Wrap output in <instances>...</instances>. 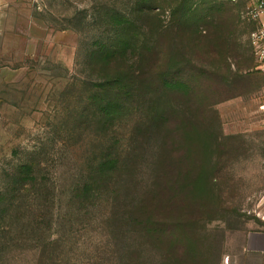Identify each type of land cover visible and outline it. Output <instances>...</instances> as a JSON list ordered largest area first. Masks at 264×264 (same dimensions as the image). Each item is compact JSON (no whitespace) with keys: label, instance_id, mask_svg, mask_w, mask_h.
<instances>
[{"label":"rangeland","instance_id":"rangeland-1","mask_svg":"<svg viewBox=\"0 0 264 264\" xmlns=\"http://www.w3.org/2000/svg\"><path fill=\"white\" fill-rule=\"evenodd\" d=\"M247 11L242 0H0V166L45 144L60 191L70 185L78 167L72 155L93 150L100 131L95 51L112 44L127 20L130 34L156 45L162 122L146 123L145 139L148 154L157 144L160 164L170 168L159 215L147 220L165 232L159 256L145 235V259L245 264L244 235L264 230V58ZM228 63L238 76L226 78ZM171 67L176 88L160 81ZM126 132L120 126L111 134L124 143ZM83 224L62 243L73 237L72 250L82 256L102 230L98 221ZM2 260L33 264L34 256L14 251Z\"/></svg>","mask_w":264,"mask_h":264},{"label":"trees","instance_id":"trees-1","mask_svg":"<svg viewBox=\"0 0 264 264\" xmlns=\"http://www.w3.org/2000/svg\"><path fill=\"white\" fill-rule=\"evenodd\" d=\"M131 26L121 20L112 44L95 51L101 92L95 119L100 131L93 150L72 155L78 167L70 185L60 191L58 172L49 170L53 157L44 150L45 144L33 145L23 158L0 166V264H6L2 258L14 251H31L33 264H157V243L165 232L153 223L159 215V199L166 195L170 168L160 164L163 157L157 152V144L151 145L156 151L148 154L145 139L146 123L157 128L162 122L155 97L157 62L151 59L156 45L144 43L137 33L130 34L134 29ZM173 67L168 77L160 80L165 87L180 83ZM226 67V78L238 76L231 64ZM150 72L152 79H148ZM147 80L151 86H145ZM147 88L152 95L149 119L143 115ZM109 94L114 99L106 96ZM120 126L127 130L124 143L112 135ZM61 196L66 197L64 202ZM92 221H98L102 230L99 238L89 239V253L76 254L73 237H68L70 243L63 246L76 224L84 226ZM145 235L158 254L151 261L144 255Z\"/></svg>","mask_w":264,"mask_h":264},{"label":"crops","instance_id":"crops-1","mask_svg":"<svg viewBox=\"0 0 264 264\" xmlns=\"http://www.w3.org/2000/svg\"><path fill=\"white\" fill-rule=\"evenodd\" d=\"M251 4V0H242ZM257 30L264 28V16L254 20ZM243 251L246 255H239V263L262 264L264 262V230L247 232L243 237Z\"/></svg>","mask_w":264,"mask_h":264},{"label":"built area","instance_id":"built-area-1","mask_svg":"<svg viewBox=\"0 0 264 264\" xmlns=\"http://www.w3.org/2000/svg\"><path fill=\"white\" fill-rule=\"evenodd\" d=\"M247 15L253 20H257L261 16H264V0H251V4L248 6ZM252 40L254 44H257L258 55H260V58H264V28L254 31L252 33ZM261 108H264V104L261 105Z\"/></svg>","mask_w":264,"mask_h":264}]
</instances>
